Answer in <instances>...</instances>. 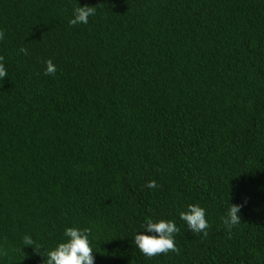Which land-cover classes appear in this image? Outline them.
Masks as SVG:
<instances>
[{
  "label": "trees",
  "instance_id": "16d2710c",
  "mask_svg": "<svg viewBox=\"0 0 264 264\" xmlns=\"http://www.w3.org/2000/svg\"><path fill=\"white\" fill-rule=\"evenodd\" d=\"M0 32V264H43L66 227L94 264H264V0H0ZM146 218L177 252H138Z\"/></svg>",
  "mask_w": 264,
  "mask_h": 264
},
{
  "label": "clouds",
  "instance_id": "9594fccd",
  "mask_svg": "<svg viewBox=\"0 0 264 264\" xmlns=\"http://www.w3.org/2000/svg\"><path fill=\"white\" fill-rule=\"evenodd\" d=\"M94 15V7L82 6L76 7L72 11V17L68 20L69 26L78 24H87L88 17ZM3 33L0 32V38ZM23 53L25 50L20 49ZM44 75H54L56 67L51 60L44 61ZM6 76L2 63H0V79ZM148 189L156 187L155 181H149L146 184ZM228 204L221 222L225 230L229 231L240 223V204ZM178 219L186 226L190 233H201L206 235L209 224L205 218V209L199 204H188L182 211L178 212ZM140 229L132 237V244L138 252L145 257H153L157 254H166L168 252H177L175 247V234L179 232L173 220H153L146 218L140 223ZM89 228L66 227L63 231L62 242L57 243L54 247L44 249L40 253L43 264H94L93 251L89 239ZM22 243L30 247L34 252L43 248L39 243L34 241L30 236H24Z\"/></svg>",
  "mask_w": 264,
  "mask_h": 264
}]
</instances>
